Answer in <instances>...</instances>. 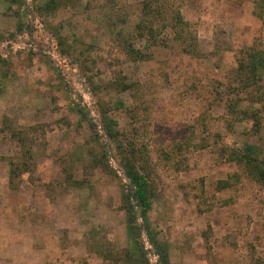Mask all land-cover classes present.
I'll return each instance as SVG.
<instances>
[{
	"label": "rangeland",
	"instance_id": "1",
	"mask_svg": "<svg viewBox=\"0 0 264 264\" xmlns=\"http://www.w3.org/2000/svg\"><path fill=\"white\" fill-rule=\"evenodd\" d=\"M45 1L0 0V264H126L111 254L133 244L129 181L103 108L143 154L149 222L172 264L264 260V185L219 153L252 144L264 155V105L256 131L231 77L249 46H264V0H153L163 12L154 36L137 27L144 0H62L38 15ZM175 9L189 23L185 43L170 28ZM127 43L147 57H129ZM19 138L31 156L11 182Z\"/></svg>",
	"mask_w": 264,
	"mask_h": 264
},
{
	"label": "trees",
	"instance_id": "2",
	"mask_svg": "<svg viewBox=\"0 0 264 264\" xmlns=\"http://www.w3.org/2000/svg\"><path fill=\"white\" fill-rule=\"evenodd\" d=\"M10 6H25L27 0H10ZM262 0L257 4L260 5ZM62 4V0H46L41 4H37L35 9L38 15L45 13H55ZM163 12L155 5L153 0H144L142 8V18L137 25L139 32L147 31L150 36H154L155 27L154 19ZM170 28L174 32L175 37L185 43L187 41L186 32L189 29V23L184 19L181 10L175 9L170 12ZM61 46L67 45L65 40H59ZM148 46V45H146ZM126 51L129 57L134 60L146 58V54L135 48L133 44H126ZM72 46H68V53ZM89 47L82 49L80 53L87 52ZM77 52L76 48H73ZM239 61L237 67L232 73V82L234 83L233 93L240 95L244 93L251 100L252 105L242 110L245 116L253 120V127L256 131L260 130L262 109L255 106V103L264 105V46L254 43L249 46ZM123 90H132L136 88V84L127 83L124 79L119 80ZM232 83V84H233ZM232 90V88H230ZM264 108V107H262ZM233 111H237L232 106ZM103 129L110 142L115 144L118 160L129 181L128 189L122 197V203L126 212L127 227L132 237V248L124 252L111 254L112 259L119 263L122 261L126 264H172L170 261L169 251L165 243H163L153 232L149 222L148 213L152 207V200L149 194V182L146 176L140 170V161L143 156L134 142L121 141V133L117 126L118 121L113 119L108 111L102 110ZM19 141L23 147L26 146L24 139ZM221 155L225 156L228 161L235 162L243 173L264 185V155L260 148L255 145L247 144L243 149H232L228 146L220 148ZM31 156L30 148H24L19 162L14 159L11 162V182L15 176L20 173L27 172L28 168L25 157ZM22 165V166H21ZM239 173L233 174L226 180L219 182V188H227L232 186L235 181L240 179ZM146 231L148 238L155 249L156 261L153 262L149 256L147 248L142 238V231ZM257 264H264V260H258Z\"/></svg>",
	"mask_w": 264,
	"mask_h": 264
}]
</instances>
